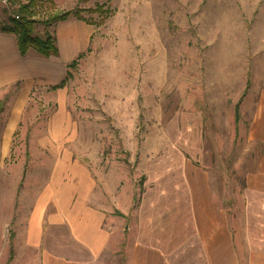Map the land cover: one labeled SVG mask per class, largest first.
Masks as SVG:
<instances>
[{
	"label": "rangeland",
	"instance_id": "374dc122",
	"mask_svg": "<svg viewBox=\"0 0 264 264\" xmlns=\"http://www.w3.org/2000/svg\"><path fill=\"white\" fill-rule=\"evenodd\" d=\"M49 1L35 19L76 11L90 36L62 89L33 83L6 144L17 88L0 94L10 92L0 106V264L55 170L64 181L86 172L114 249L136 236L148 203L168 219L178 161L206 171L241 209L236 192L264 167V0ZM6 8L0 0V24ZM180 229L163 239L183 243Z\"/></svg>",
	"mask_w": 264,
	"mask_h": 264
},
{
	"label": "crops",
	"instance_id": "0c3cea01",
	"mask_svg": "<svg viewBox=\"0 0 264 264\" xmlns=\"http://www.w3.org/2000/svg\"><path fill=\"white\" fill-rule=\"evenodd\" d=\"M88 31L75 18L56 24L52 33L58 55L49 58L31 49L20 56L15 36L0 32V94L17 88L4 144L35 81L52 91L62 89L52 88L61 84L66 66L86 48ZM177 164L168 175L169 205L162 210L168 219L160 220L158 208L145 203L152 214L139 221L136 236L124 240L121 249L113 248L110 226L93 200L86 172L72 173L64 181L55 170L49 188L27 204L24 219L17 216L21 221L16 225L23 230L15 234L8 264H264V167L247 174L244 187L236 192L240 209L221 200L206 171L185 160ZM43 220L46 229H54L56 242L44 234ZM168 220L174 228L164 226ZM179 228L183 243L163 239Z\"/></svg>",
	"mask_w": 264,
	"mask_h": 264
},
{
	"label": "trees",
	"instance_id": "16d2710c",
	"mask_svg": "<svg viewBox=\"0 0 264 264\" xmlns=\"http://www.w3.org/2000/svg\"><path fill=\"white\" fill-rule=\"evenodd\" d=\"M44 1H46L50 6L54 5L52 1ZM44 1L27 0L26 2L21 3L20 0H9V4L6 6H9L10 8L5 9L7 17L0 24V32L15 36L17 50L19 55L22 57L25 56L30 49L33 50L38 56L43 58H49L51 56L55 57L58 55V51L55 46V39L52 33L55 25L66 21L69 18H75L79 21H83V18L80 17L78 12L68 10L51 14L42 20L35 19L34 15L36 9L39 7L38 4H43ZM99 11L103 12L101 9H99ZM36 26L42 27L43 31L41 36H37V34H35ZM81 55H79L78 58H80ZM78 58L67 65L66 69L68 70L75 67ZM67 72L65 79L61 82V84L53 87L52 89L62 88L64 86V82L68 76ZM9 96L10 92H8L2 101H0V106L6 102ZM235 112V117L238 119L239 114L237 110Z\"/></svg>",
	"mask_w": 264,
	"mask_h": 264
},
{
	"label": "built area",
	"instance_id": "2783aa9c",
	"mask_svg": "<svg viewBox=\"0 0 264 264\" xmlns=\"http://www.w3.org/2000/svg\"><path fill=\"white\" fill-rule=\"evenodd\" d=\"M1 2L4 6H7L9 4V0H1Z\"/></svg>",
	"mask_w": 264,
	"mask_h": 264
}]
</instances>
